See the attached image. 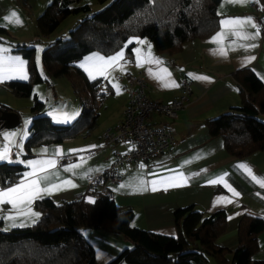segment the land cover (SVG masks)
Returning a JSON list of instances; mask_svg holds the SVG:
<instances>
[{
  "label": "crops",
  "instance_id": "crops-1",
  "mask_svg": "<svg viewBox=\"0 0 264 264\" xmlns=\"http://www.w3.org/2000/svg\"><path fill=\"white\" fill-rule=\"evenodd\" d=\"M37 1L0 0V26L8 29L12 38L0 34V69L3 70V76L13 77L0 79V110L15 111L20 117V123L13 128L2 126V121H0V133L26 130L28 135L25 137V141L29 136V124L33 116L31 113L33 98L32 96L20 97L15 95L7 83L13 80L27 81L30 77L27 59L20 51L15 50L12 40L22 43L38 39L36 18L40 9L36 7ZM13 11L22 23L15 24V18H11L9 21L4 19L10 17ZM217 12L219 14V26L216 31L207 37L187 41L178 50L170 53L156 51L153 43L146 37L131 38L130 40L134 41V46L130 57H126L125 48H121L114 54L123 51V57L107 69L106 76L93 71L95 79L101 78V81L96 91L90 92L88 96L90 103H98V117L91 127L76 137L66 138L59 143L40 144L32 147L30 151L25 149V141L22 143L23 139L21 140V136L17 135L14 138L15 143L11 145L9 157L4 161H23L21 163L27 167L25 173H29L32 168L26 163L27 161L55 160L57 162L55 167L47 170L49 176L47 183L59 184L69 180L75 186L62 184L61 190L53 191L51 195L44 197H51L56 202L74 200L75 194L83 190L86 176L101 172L112 161L114 152L121 150L120 142L106 144L103 133L106 129L114 128L122 116L127 101L123 84L128 78L132 74L142 72L147 83V95L151 99L167 101L176 96L179 79L185 76L192 80L188 104L178 111L173 120L159 113H154L151 116L154 123H162L173 132L175 143L152 158L123 166L122 182L117 185H110L114 193L113 199L119 205L132 209V226L171 236L177 234L174 212L180 207L194 205L206 214L224 210L227 220L226 229L216 241L223 247L233 249L237 245L238 220L242 215L247 214L264 219V187L260 183L254 182L236 166L244 163L252 169L257 178L264 179V148L244 158L234 157L226 150L221 136L210 135L208 120L241 104L244 96L240 92V85L236 78L238 70L249 68L264 85V34L259 26V21L264 18V0H245L243 3L220 0L217 5ZM249 17L255 27L251 24H245L236 27L235 30L250 37L254 36V38L241 39L232 34V26L221 25V21L225 19ZM257 30H259V35H255ZM221 32L224 35L217 37V34ZM213 37H217V39L214 41ZM139 41H144V43L141 44ZM250 44H254L255 47H247ZM220 48H224L227 55H220ZM38 49L39 46H37V51ZM134 49L139 51L134 52ZM93 53L95 52L91 54ZM137 56L140 57L142 66H137ZM15 57H19L24 62L23 68L27 74V79H20L18 73L10 71L11 68L15 67ZM35 59L39 68L41 60H38L36 54ZM84 59L85 56L79 62L80 67L82 63L84 64ZM157 59L160 63L156 62ZM88 63L89 61L85 66H88ZM41 68L43 71L45 70L42 63ZM81 68L90 80H94L89 77L85 67ZM48 75L47 72L43 77ZM157 77H163L164 82H174L178 86L165 87L161 79ZM45 79L47 82V78ZM45 82L33 86V92L37 98L44 102L41 113L48 115L50 112L53 113L52 116H49L56 123L62 122H57L54 116L62 120L63 114L67 113L74 115L75 118L66 123L73 122L82 111L83 104L75 96L70 81L66 86V90L68 89L70 93V102L68 103L61 102L60 95L55 96L56 101L48 103V97H46V101L36 91L37 87L43 89ZM113 84L119 86V94H117V89L113 87ZM102 93H105L104 96H101ZM52 105H54L53 108L49 109ZM4 143L6 141L3 136H0V145ZM21 144L22 150L19 147ZM93 145L97 147L89 148ZM82 149L88 150L70 151ZM57 150L62 155H57ZM60 157H66L67 161L63 164L59 163ZM81 158L83 159L81 160ZM77 164L80 166L65 170L70 165ZM141 164L144 165L143 168L140 167ZM180 173L187 178V182L183 183L181 180L174 182L181 184V186L167 187V184H157L158 190H151L152 186L148 183L149 181L174 177ZM221 177L223 180L219 183L209 182L214 179L219 180ZM23 178L24 175L17 182L5 187L0 186V188L16 185ZM141 181L144 182L143 185H141ZM47 183L43 186H47ZM225 183L230 185L231 189H234L239 195L234 196L233 192L225 187ZM122 185L124 187H121ZM220 198L226 199L222 203L216 204ZM95 199L93 197L91 200L86 198L85 201L92 202ZM228 200L232 202H228ZM34 202L20 207L24 212L30 210L38 213ZM10 208L11 205L7 204L0 206V217L7 216ZM12 214L15 215V211ZM34 218L30 215L17 216L15 222L17 224L25 223L27 226L32 224L31 220ZM10 223V221L0 219L1 229L13 228L9 227ZM257 238L259 249L255 257L264 260V230L258 234ZM126 244L127 242L124 241L122 246ZM116 253L106 254L105 262H109Z\"/></svg>",
  "mask_w": 264,
  "mask_h": 264
},
{
  "label": "trees",
  "instance_id": "trees-1",
  "mask_svg": "<svg viewBox=\"0 0 264 264\" xmlns=\"http://www.w3.org/2000/svg\"><path fill=\"white\" fill-rule=\"evenodd\" d=\"M80 1L53 0L36 18L37 41L43 44V67L52 77L66 76L75 96L82 101V111L73 122L56 123L41 113L44 102L37 98L33 86L46 79L36 63L37 46L14 43L15 50L27 59L30 73L27 81L7 83L15 95L33 98L29 136L24 142L27 151L40 144L76 137L96 121L98 103H90L88 96L96 91L101 78L90 80L79 66L85 55L97 52L108 56L125 48V56L130 57L134 46L130 39L141 37L149 39L156 51L170 53L187 41L209 36L219 26L220 0H97L102 4L97 11L89 3L78 4ZM80 13L85 17L75 21L67 35L50 36L67 16ZM0 34L12 39L3 26ZM236 78L244 98L239 106L208 120L209 132L223 138L232 156L244 158L264 148V85L249 68L238 70ZM122 167L117 184L123 179ZM26 169L21 162L1 160L0 186L17 182ZM117 184L105 181L112 193L110 185ZM85 188L86 182L80 192ZM94 193V202L76 197L61 202L51 197L37 199L34 206L40 216L35 224L7 231L0 225V264H95L94 246L81 227L117 231L131 244L124 245L106 264H210L212 257L220 264H264L255 257L259 249L257 236L264 230L261 217L242 215L237 245L228 249L216 241L226 229L224 210L206 214L194 205L180 207L174 212L177 234L171 236L132 226L130 207L108 198L100 187L94 188Z\"/></svg>",
  "mask_w": 264,
  "mask_h": 264
},
{
  "label": "built area",
  "instance_id": "built-area-1",
  "mask_svg": "<svg viewBox=\"0 0 264 264\" xmlns=\"http://www.w3.org/2000/svg\"><path fill=\"white\" fill-rule=\"evenodd\" d=\"M264 34V18L259 21ZM146 79L142 72L134 74L123 84L127 94V101L122 116L116 126L106 129L103 138L106 144L123 142L129 145L127 151H115L114 157L102 173L89 175L86 188L75 194L76 198H96L94 188L100 187L101 193L113 198V193L105 186V181L119 183L121 181L120 168L140 160L152 158L175 143L173 132L162 123H154L151 116L159 113L170 120L176 118L178 111L184 108L192 90V80L187 77L179 79L178 93L175 97L160 101L151 99L146 92ZM59 163H65L66 157H60Z\"/></svg>",
  "mask_w": 264,
  "mask_h": 264
},
{
  "label": "snow or ice",
  "instance_id": "snow-or-ice-1",
  "mask_svg": "<svg viewBox=\"0 0 264 264\" xmlns=\"http://www.w3.org/2000/svg\"><path fill=\"white\" fill-rule=\"evenodd\" d=\"M230 2L233 3H243L245 0H230ZM11 18H15L14 23L15 24H20L22 21L19 19L17 14L13 11L10 15V17H5L4 19L6 21L11 20ZM245 24H251L253 27H255V24L252 23L251 18H232V19H225L221 21L222 26H232V34L240 37L241 39H249V38H254V36L250 37L247 34H242L238 31L235 30L236 27L238 26H243ZM224 35L223 32L218 33L217 37H222ZM255 35H259V30L255 33ZM217 37H213V40L215 41ZM137 39V38H133ZM131 42V40L129 41ZM139 43L143 44L144 41H139ZM150 47V46H149ZM247 47H255L254 44L247 45ZM134 52H138V49H134ZM219 54L220 55H227V52L224 48L219 49ZM123 57V51L117 52L116 54L108 57H103L100 56L98 53L93 54L92 57L86 58V60L89 61H94L91 65V67H86L85 64H81V67H85V70L88 71L89 77L91 79H95V75H93V71H96L97 74L106 76L107 69L115 64L118 60H120ZM253 59V58H249ZM15 67L11 68L10 71L16 72L19 74L20 79H27V74L24 72V62L19 58L15 57ZM157 63H160V61L157 59ZM137 66H142L140 63V57L137 56ZM123 70V69H121ZM2 69H0V79H5V78H13L11 76L5 77L2 74ZM151 72V70H149ZM166 72V70H164ZM158 79H161L163 82V86L168 87V86H178L175 85L174 82H164L163 77H157ZM113 87L117 89V94H119V86L116 84H113ZM50 116L53 115V113H49ZM75 118L74 115H69L67 113L63 114V119H59L58 117L54 116V119H56L57 122H62L66 123ZM26 124L28 123L27 121L25 122ZM17 135L21 136V140L28 135V132L26 130H21L20 132H5V133H0V136H3L4 140L6 143L0 145V160H5L8 159L9 154H10V148L11 145L15 143V137ZM22 150V144L19 145ZM97 147L96 145L89 146V148H95ZM88 149H82V150H70V151H85ZM57 155H62V153L57 150L56 152ZM83 158H81L82 160ZM11 162V161H10ZM23 162V161H20ZM29 166H31L32 171L29 173L24 174V178L16 185L7 187V188H0V206H3L5 204L11 205L9 214L7 216L0 217V219L10 221L9 227H25V223H19L17 224L16 218L17 216H28L30 215L31 217H35L34 219L31 220L32 224H35L37 222V219L40 216V213L36 212H24L22 208L20 207L21 205L24 204H31L37 199H42L45 195H51L53 191H59L61 190V185H69L74 187L75 185L71 183L69 180L62 181L59 184H53V183H47L49 181V176L47 175V170L49 168H53L56 165L55 160H31L26 162ZM80 165H70L68 169H65L66 171L73 168V167H79ZM141 168L144 167L143 164L140 165ZM238 169L242 170L244 173L247 174L254 182L260 183L262 187H264V179L262 178H257L254 174L252 169L247 166L244 163H240L236 166ZM43 173V174H42ZM176 180H181L183 183L187 182V178L183 177V174L180 173L177 176L174 177H168V178H161L159 180H152L149 181L148 183L151 184V190L152 191H157V184H167V187H178L181 186L179 183H175L174 181ZM223 180V177H221L219 180H211L209 181L210 183H219ZM47 183V186H43V184ZM141 185L144 184L143 181L140 182ZM121 187H124L122 185ZM225 187H228L230 191L233 192L234 196H238L239 193L236 192L234 189H231L230 185H227L225 183ZM91 200V198H89ZM226 198H220L216 201V204L222 203ZM94 202V201H92ZM228 202H232L231 200H228ZM15 211V215L12 214V212ZM7 231L8 229H4Z\"/></svg>",
  "mask_w": 264,
  "mask_h": 264
},
{
  "label": "rangeland",
  "instance_id": "rangeland-1",
  "mask_svg": "<svg viewBox=\"0 0 264 264\" xmlns=\"http://www.w3.org/2000/svg\"><path fill=\"white\" fill-rule=\"evenodd\" d=\"M53 0H43V1H37L36 7L39 10L37 17L45 10V8L47 7V5L49 3H51ZM89 3L91 5L92 10L97 11L102 7V4L99 3L97 0H81L80 2H78V4H82V3ZM44 8V9H43ZM42 11V12H41ZM41 12V13H40ZM85 17L84 13H80V14H72L67 16L64 20L61 21L60 25L57 27V29L50 35L52 38L56 37L57 35H67L68 31L71 29L73 23L75 21H77L78 19H81ZM12 42L16 43L15 40H12ZM33 43L31 44V42H26L29 46L28 47H32L33 45L35 46H39L38 51L35 53L36 55H38V60H42V48H43V44H41L39 41H32ZM97 52L93 53L96 54ZM93 54L89 53L87 55H85V59H84V64L87 65V62L89 60H86V58L92 57ZM99 54V53H98ZM89 55V56H88ZM100 55V54H99ZM87 56V57H86ZM102 56V55H100ZM95 63L94 61H89L88 66L86 67H91V65ZM40 68V73L42 74V76L45 74H47V70L43 71V69L41 68V63L39 65ZM115 71V70H112ZM48 76L45 77L47 78V82H45V85L43 87V89H41L40 87L36 88V91L39 92L42 97H44V99H46V97H48V103H50L51 101H56L57 98L55 97L56 95H60L61 97V102L63 103H68L70 102V93L68 92V89L66 90V86H68L69 81H67V77L66 76H61L58 78L52 77L51 74L48 72ZM70 85V84H69ZM71 90V87H70ZM43 93V94H42ZM73 98V97H72ZM19 100H23V99H19ZM47 101V99H46ZM54 105H52V107H50L49 109H52ZM67 124V123H65ZM25 141V137L22 140V143ZM129 148V145L121 142V150L120 151H127ZM82 234L90 240V242L93 244L94 246V250H95V264H105L107 262H105V255L106 254H113L116 253L120 248V247H126V246H122V244L124 243L125 239L123 237L122 234H120L117 231H105V230H90L88 228L85 227H81L80 228ZM126 242V241H125ZM126 245H131L130 243L126 244ZM122 249V248H121ZM210 264H220L218 262V260L214 257H212L210 259Z\"/></svg>",
  "mask_w": 264,
  "mask_h": 264
},
{
  "label": "water",
  "instance_id": "water-1",
  "mask_svg": "<svg viewBox=\"0 0 264 264\" xmlns=\"http://www.w3.org/2000/svg\"><path fill=\"white\" fill-rule=\"evenodd\" d=\"M0 121L2 126L13 128L20 123V117L17 112L10 110H0Z\"/></svg>",
  "mask_w": 264,
  "mask_h": 264
}]
</instances>
